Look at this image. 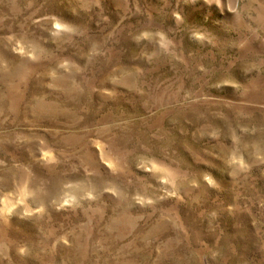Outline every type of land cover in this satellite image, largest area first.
Returning a JSON list of instances; mask_svg holds the SVG:
<instances>
[{
  "label": "rangeland",
  "instance_id": "obj_1",
  "mask_svg": "<svg viewBox=\"0 0 264 264\" xmlns=\"http://www.w3.org/2000/svg\"><path fill=\"white\" fill-rule=\"evenodd\" d=\"M0 264H264V0H0Z\"/></svg>",
  "mask_w": 264,
  "mask_h": 264
}]
</instances>
